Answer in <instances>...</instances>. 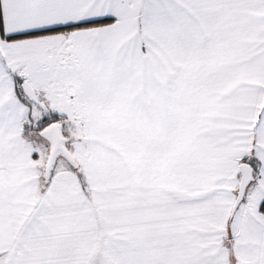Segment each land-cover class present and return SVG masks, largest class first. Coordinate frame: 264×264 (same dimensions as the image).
I'll return each instance as SVG.
<instances>
[{
	"label": "snow or ice",
	"instance_id": "obj_1",
	"mask_svg": "<svg viewBox=\"0 0 264 264\" xmlns=\"http://www.w3.org/2000/svg\"><path fill=\"white\" fill-rule=\"evenodd\" d=\"M0 264H264V0H0Z\"/></svg>",
	"mask_w": 264,
	"mask_h": 264
}]
</instances>
